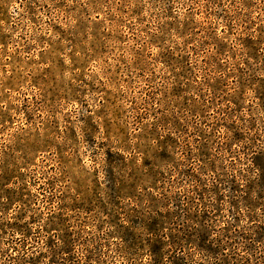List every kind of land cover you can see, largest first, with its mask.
<instances>
[{
  "label": "rangeland",
  "instance_id": "374dc122",
  "mask_svg": "<svg viewBox=\"0 0 264 264\" xmlns=\"http://www.w3.org/2000/svg\"><path fill=\"white\" fill-rule=\"evenodd\" d=\"M0 264H264V0H0Z\"/></svg>",
  "mask_w": 264,
  "mask_h": 264
}]
</instances>
